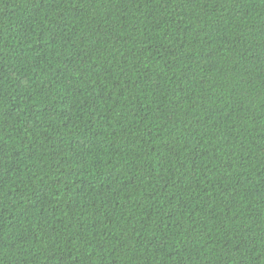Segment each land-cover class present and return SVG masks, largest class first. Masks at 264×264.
Instances as JSON below:
<instances>
[{"label":"trees","instance_id":"obj_1","mask_svg":"<svg viewBox=\"0 0 264 264\" xmlns=\"http://www.w3.org/2000/svg\"><path fill=\"white\" fill-rule=\"evenodd\" d=\"M0 264H264V0H0Z\"/></svg>","mask_w":264,"mask_h":264}]
</instances>
